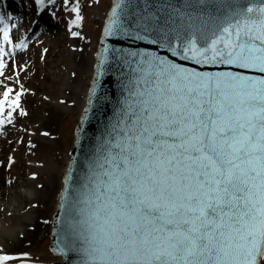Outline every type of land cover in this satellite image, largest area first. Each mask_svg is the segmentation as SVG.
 Here are the masks:
<instances>
[{
    "label": "snow or ice",
    "instance_id": "snow-or-ice-1",
    "mask_svg": "<svg viewBox=\"0 0 264 264\" xmlns=\"http://www.w3.org/2000/svg\"><path fill=\"white\" fill-rule=\"evenodd\" d=\"M144 4L135 39L166 45L198 67L115 50L128 69L124 95L85 175L73 181L60 254L76 253L80 264H264V0H190L191 11L174 8L187 22L175 46L172 29L165 31L174 19L161 23ZM123 10L112 8L106 36ZM71 12L69 30L82 19L78 4ZM12 29L0 14V76L4 58L27 47L14 42ZM116 31L132 34L122 23ZM155 31L165 39L141 35ZM96 87L94 78L91 95ZM21 95L8 86L0 92V127L13 124L17 111L27 115ZM27 259L0 249V264Z\"/></svg>",
    "mask_w": 264,
    "mask_h": 264
},
{
    "label": "rangeland",
    "instance_id": "rangeland-1",
    "mask_svg": "<svg viewBox=\"0 0 264 264\" xmlns=\"http://www.w3.org/2000/svg\"><path fill=\"white\" fill-rule=\"evenodd\" d=\"M81 1V22L85 27L88 41L87 45L86 40H83L82 61L85 63V68L81 65L75 71L72 70L73 51L68 46L71 40L67 38L64 31H59L53 37V39H59L56 46L50 45V49L47 50L40 46L28 50L20 60L18 68L22 69H13L14 76L20 77L19 81H16L20 83L17 84L15 91L23 90L20 107L27 112V115L20 116L17 111L14 114L13 124L10 127L4 126V130L0 132V162L3 165V170H0V193L21 191L23 188L33 192L36 189L38 192L34 199L23 196L22 204L27 207L30 204L35 205L33 208L39 210L44 229L36 240L28 244L18 245L20 246L18 248L11 244L5 245V251L8 253H27L29 259L25 262L29 264H53L59 260L49 249L52 216L61 189L63 171L69 158L73 129L79 116L77 110L82 106L80 99L84 92H79V89L81 84L87 88L92 77L93 52L97 45L95 42L108 7L104 0ZM94 1L100 4L91 6ZM31 17L32 15L29 21ZM82 32L80 29L84 37ZM43 52H46V56ZM2 86L4 82L0 79V88ZM64 95L68 97L63 98ZM61 99L63 100L60 101ZM69 101L72 105L68 104ZM47 117L53 118V122L48 126L45 125ZM44 132L48 135L44 136L42 134ZM32 135L34 138H31ZM9 158L11 163L7 165ZM6 177L9 181L22 180L23 185L3 187ZM1 194L0 203L2 202ZM23 217L22 212L10 215L4 210L0 213V221L5 220L8 224L12 223L10 220L13 219L15 227L19 226Z\"/></svg>",
    "mask_w": 264,
    "mask_h": 264
},
{
    "label": "water",
    "instance_id": "water-1",
    "mask_svg": "<svg viewBox=\"0 0 264 264\" xmlns=\"http://www.w3.org/2000/svg\"><path fill=\"white\" fill-rule=\"evenodd\" d=\"M190 0H149L153 5L151 12L160 16L161 23L169 16L174 19V23L168 28L172 31L168 32V36L172 38V43L175 46L179 41L175 39L177 32L183 33L187 28V22L183 21L181 14L174 12V8L181 11H191L185 9V5ZM246 3H259V0H245ZM121 4L124 9L118 19V23L113 27L114 35H103V42L98 54V62L96 65L95 80L97 87L95 94L89 98V107L81 119V123L77 127L76 141L74 148L71 151L70 166L66 172L69 182L64 183V188L60 195L58 211L55 215L52 249L56 254H60V249L64 247L65 233L67 231V221L71 203L75 198L73 188L76 186L73 181H80L86 173V163L94 154L95 149L100 141L101 134L105 131V126L112 119L114 111L120 106V101L123 98V83L126 82L128 69L124 67L120 59L119 52L115 50H124L125 52L147 51L154 52L158 55H167L169 59L177 63H181L186 67H194L191 61H184L180 57H172L167 51V46L161 47L159 44H149L147 40H136L135 32L140 31L137 25L141 24L142 9L145 6L144 0H115V4ZM127 5V7H125ZM119 11V10H118ZM121 23L124 28H127L131 35H125L122 31H116ZM109 24V17L106 25ZM106 27V26H105ZM141 35L147 36L148 40L165 39L163 33L141 32ZM108 51L105 52L104 50ZM99 65V67H98ZM198 67V66H195ZM65 174V175H66ZM65 181V177H64ZM66 189V191H65ZM83 207L84 205H80ZM63 256V255H62ZM64 261L57 264H80L82 257L76 253H69L68 256H63Z\"/></svg>",
    "mask_w": 264,
    "mask_h": 264
},
{
    "label": "bare ground",
    "instance_id": "bare-ground-1",
    "mask_svg": "<svg viewBox=\"0 0 264 264\" xmlns=\"http://www.w3.org/2000/svg\"><path fill=\"white\" fill-rule=\"evenodd\" d=\"M62 0H44L45 5L49 4H55L56 2H61ZM52 2V3H50ZM18 4L16 2H12V13L10 14L8 21L13 26L12 29V36L14 39V42H20L24 41L27 47L34 46L38 43H42L45 46L50 45H56L58 39H55L56 42H51L50 38L54 37L56 35V30L60 31V20L58 19L55 25L48 24L47 16L44 13V10H42V6L40 7V16L38 17L36 24L32 28V30H26L24 25V16L25 13H22L18 8ZM68 8H72V3H68ZM72 13V12H70ZM73 17H71L72 19ZM78 33L77 36L73 37V59H74V65L72 70L75 71V69L80 68L82 65V68H85V63L82 61L83 59V53H82V46L83 41L81 40V35L78 31H75ZM31 35V37H30ZM24 37H26L24 39ZM26 47V48H27ZM24 48V49H26ZM22 49H17L9 56H6L4 58V62L9 63V58L14 54H20ZM70 81H73L72 79H69ZM79 92H87V89L80 88ZM68 96V95H67ZM79 96V94H78ZM66 95H64L63 98H65ZM82 104H85V99L81 100ZM81 108H78L77 114H80ZM53 122L52 117H47V120L45 121V125H51ZM23 181L20 180L18 182H15L14 185L21 184ZM47 191V190H46ZM37 190L30 191L27 194L32 197L33 199L37 197ZM1 194V193H0ZM22 196L23 194L19 191H11L9 194L6 192H2V202L0 203V213L2 211H6V213L13 214L15 212H22L24 213V217L20 221L19 227L13 226V223H6V221L1 220L0 221V249H2L5 252V245H12L13 247H20L21 245L28 244L34 240L37 239L39 233L44 229L42 224V218L39 215V210L33 207H27L26 205L22 204ZM20 245V246H18ZM18 253V252H17ZM20 253V252H19Z\"/></svg>",
    "mask_w": 264,
    "mask_h": 264
}]
</instances>
